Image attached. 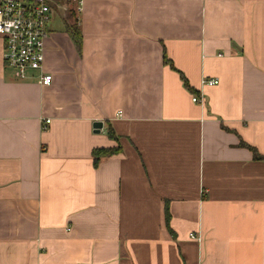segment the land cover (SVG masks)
<instances>
[{"label": "crops", "instance_id": "1", "mask_svg": "<svg viewBox=\"0 0 264 264\" xmlns=\"http://www.w3.org/2000/svg\"><path fill=\"white\" fill-rule=\"evenodd\" d=\"M77 13L53 14L49 85L0 39V264H264V0Z\"/></svg>", "mask_w": 264, "mask_h": 264}, {"label": "built area", "instance_id": "2", "mask_svg": "<svg viewBox=\"0 0 264 264\" xmlns=\"http://www.w3.org/2000/svg\"><path fill=\"white\" fill-rule=\"evenodd\" d=\"M68 2L75 3V10L82 9V0H0L3 57L16 70L18 78L33 79L38 72L44 85L52 83L53 75L43 71L46 39L51 32L53 14L61 9L67 11ZM206 83L217 84L219 79L209 78Z\"/></svg>", "mask_w": 264, "mask_h": 264}, {"label": "trees", "instance_id": "3", "mask_svg": "<svg viewBox=\"0 0 264 264\" xmlns=\"http://www.w3.org/2000/svg\"><path fill=\"white\" fill-rule=\"evenodd\" d=\"M69 31L72 35V37L74 38L75 42L81 46V43H82V34H81V31L79 29V26L76 24V25H72L69 27ZM165 59L167 60V57H165ZM186 84L187 81H186ZM110 136H114L113 134V131L110 130ZM249 146V145H248ZM253 150H254V156L256 158H260L262 157V155L260 153L257 152L256 148L250 146ZM110 153H113V149H101V148H96L94 149V156H95V160L97 162V160L99 159V157L101 155H105V154H110ZM167 224H168V227L170 228V213L169 211H167ZM171 230V228H170Z\"/></svg>", "mask_w": 264, "mask_h": 264}, {"label": "rangeland", "instance_id": "4", "mask_svg": "<svg viewBox=\"0 0 264 264\" xmlns=\"http://www.w3.org/2000/svg\"><path fill=\"white\" fill-rule=\"evenodd\" d=\"M75 6V3L73 2H68V10L67 12L69 13L68 14V17L70 16L71 17V21L72 23H77L76 22V17H77V10H75L73 7ZM11 67V66H10ZM13 69V68H12Z\"/></svg>", "mask_w": 264, "mask_h": 264}, {"label": "water", "instance_id": "5", "mask_svg": "<svg viewBox=\"0 0 264 264\" xmlns=\"http://www.w3.org/2000/svg\"><path fill=\"white\" fill-rule=\"evenodd\" d=\"M94 127H95V130L97 132H99L102 129V127H103V122L102 121H96L94 123Z\"/></svg>", "mask_w": 264, "mask_h": 264}]
</instances>
